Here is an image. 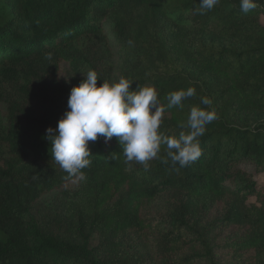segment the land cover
I'll list each match as a JSON object with an SVG mask.
<instances>
[{"label": "trees", "instance_id": "obj_1", "mask_svg": "<svg viewBox=\"0 0 264 264\" xmlns=\"http://www.w3.org/2000/svg\"><path fill=\"white\" fill-rule=\"evenodd\" d=\"M199 3L0 0V264H264V0ZM90 70L155 87L162 106L195 88L166 135L208 97L201 157L165 164L162 145L145 171L100 136L68 179L47 129Z\"/></svg>", "mask_w": 264, "mask_h": 264}, {"label": "clouds", "instance_id": "obj_2", "mask_svg": "<svg viewBox=\"0 0 264 264\" xmlns=\"http://www.w3.org/2000/svg\"><path fill=\"white\" fill-rule=\"evenodd\" d=\"M219 0H200L198 14L212 10ZM240 7L248 13L258 7L256 0H240ZM46 59H52L47 53ZM84 81L71 89L68 111L58 122L57 128L47 129L51 143L53 162L66 172L67 178L84 180L83 169L90 166L92 156L89 142L100 136L106 141L116 137L123 148L126 162L135 161L149 170V161L159 158L161 146H166V158L173 166L187 167L202 155L199 137L206 132L207 125L217 119L215 109L208 97H201L206 107L193 106L186 122H181L178 135H166L160 131L163 114L167 109L183 107V101L196 95L195 88L181 89L168 94L166 106L160 105L155 87L139 86L121 77L118 82L103 81L98 86V74L90 70ZM155 109V111H153ZM178 170V169H177Z\"/></svg>", "mask_w": 264, "mask_h": 264}, {"label": "rangeland", "instance_id": "obj_3", "mask_svg": "<svg viewBox=\"0 0 264 264\" xmlns=\"http://www.w3.org/2000/svg\"><path fill=\"white\" fill-rule=\"evenodd\" d=\"M261 22L264 25V16L261 17Z\"/></svg>", "mask_w": 264, "mask_h": 264}]
</instances>
